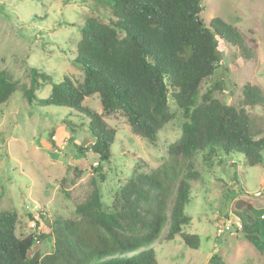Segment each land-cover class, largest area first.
<instances>
[{
	"label": "rangeland",
	"instance_id": "rangeland-1",
	"mask_svg": "<svg viewBox=\"0 0 264 264\" xmlns=\"http://www.w3.org/2000/svg\"><path fill=\"white\" fill-rule=\"evenodd\" d=\"M202 4L205 24L220 17L239 31L249 50L246 55L239 46L218 37L219 60L199 92V101L212 85L214 98L244 106L259 130L257 138L264 137V106L244 101V87L249 83L264 96V0H203ZM91 17L107 23L114 18L113 8L107 0H0V72L21 81L12 97L0 105V209L17 213L18 236L48 234L39 244L43 255L53 251L58 222L78 217L79 205L98 193L103 205L111 208L131 173L159 167L169 146L181 136L185 121L170 98L175 118L153 142L134 133L122 113L105 114L98 94L87 97L83 105L101 114L115 130L111 161L99 173L97 157L75 148L95 141L89 119L68 107L41 106L37 100L26 99L31 67L51 76L40 81L36 90L42 98L64 76L74 83L83 80V69L73 59L81 29ZM193 161L199 178L191 181L185 206L191 221L183 231L198 234L200 246L189 247L181 234L169 241L163 238L153 243L160 264H215V255L220 258L218 264H264V248L244 237L238 216L257 219L264 239V164L249 165L242 154L222 151L214 157L200 152ZM167 230L168 226L164 234Z\"/></svg>",
	"mask_w": 264,
	"mask_h": 264
},
{
	"label": "trees",
	"instance_id": "trees-1",
	"mask_svg": "<svg viewBox=\"0 0 264 264\" xmlns=\"http://www.w3.org/2000/svg\"><path fill=\"white\" fill-rule=\"evenodd\" d=\"M107 1L114 18L104 23L91 17L81 29L73 62L83 69V80L74 83L64 76L42 98L36 90L40 81L51 76L31 67L26 99L37 100L41 106L68 107L89 119L95 141L75 148L97 157L99 173L111 161L115 130L101 114L83 105L87 97L98 94L105 114L122 113L134 133L153 142L159 130L175 118L171 98L185 119L181 136L169 146L159 167L130 174L111 208L96 193L77 207L78 217L59 221L51 253L39 251L47 233L18 236L17 213L0 209V264H160L153 243L163 238L169 241L181 234L189 247L200 246L198 234L183 231L191 221L185 213L191 181L199 178L193 169L197 154L239 153L249 165L264 164V137L257 138L259 130L244 106L214 98L212 85L199 101V92L214 75L219 60L218 37L248 55L239 31L220 17L212 18L210 25H200L197 17L203 20V0ZM20 84L19 79L0 72V105ZM244 89L246 104L264 106L258 86L249 83ZM238 216L244 237L264 248L260 222L248 214ZM212 259L215 264L220 260L216 255Z\"/></svg>",
	"mask_w": 264,
	"mask_h": 264
},
{
	"label": "water",
	"instance_id": "water-1",
	"mask_svg": "<svg viewBox=\"0 0 264 264\" xmlns=\"http://www.w3.org/2000/svg\"><path fill=\"white\" fill-rule=\"evenodd\" d=\"M197 20H198V22H199L200 25L205 24V22L203 20H201L199 17H197Z\"/></svg>",
	"mask_w": 264,
	"mask_h": 264
}]
</instances>
